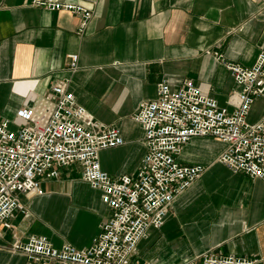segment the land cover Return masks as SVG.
Here are the masks:
<instances>
[{
	"label": "crops",
	"instance_id": "0c3cea01",
	"mask_svg": "<svg viewBox=\"0 0 264 264\" xmlns=\"http://www.w3.org/2000/svg\"><path fill=\"white\" fill-rule=\"evenodd\" d=\"M92 10L83 34L80 18L34 0H0V119L70 80L78 104L121 129L125 143L100 152L111 175L135 174L146 152L144 131L133 119L157 85L179 87L192 79L205 95L233 109L237 85L223 65L251 66L264 45V0H56ZM79 56L69 70V55ZM259 99L252 120L263 114ZM226 144L196 137L182 148V163H201L205 173L181 194L160 229L142 239L138 264H183L205 253L246 256L264 264V180L234 173L217 161ZM42 195L22 196L12 227H0V264H28L10 251L16 240L45 235L55 247L82 249L100 233L110 209L101 191L83 179L82 166L46 180Z\"/></svg>",
	"mask_w": 264,
	"mask_h": 264
},
{
	"label": "built area",
	"instance_id": "2783aa9c",
	"mask_svg": "<svg viewBox=\"0 0 264 264\" xmlns=\"http://www.w3.org/2000/svg\"><path fill=\"white\" fill-rule=\"evenodd\" d=\"M52 11L80 18L83 34L93 14L82 4L34 0ZM69 70L78 69L79 56L69 55ZM237 89L221 106L192 79L172 87L157 85V95L140 104L133 119L144 131L146 152L135 174L111 175L102 168L100 152L125 143L120 128L97 120L76 101L70 80L56 81L47 95L20 107L13 120L0 119V227H12L18 211L29 214L21 197L42 195V182L57 180L65 168L80 164L83 179L101 191L110 215L100 233L82 249L69 243L55 247L45 235L16 240L10 251L28 264H138L133 258L140 241L160 229L174 201L207 170L201 163H182V148L196 137L226 144L217 161L234 173L264 180V104L258 120L254 105L264 101V45L255 62L245 66L223 61ZM11 124L16 127L12 129ZM246 256L205 253L183 264H257Z\"/></svg>",
	"mask_w": 264,
	"mask_h": 264
},
{
	"label": "rangeland",
	"instance_id": "374dc122",
	"mask_svg": "<svg viewBox=\"0 0 264 264\" xmlns=\"http://www.w3.org/2000/svg\"><path fill=\"white\" fill-rule=\"evenodd\" d=\"M10 127H11L12 129H15L16 126H15L14 124H11ZM46 183H47V182H42V185H41V186H42L43 188H44V187H50V184H48V186H46Z\"/></svg>",
	"mask_w": 264,
	"mask_h": 264
}]
</instances>
